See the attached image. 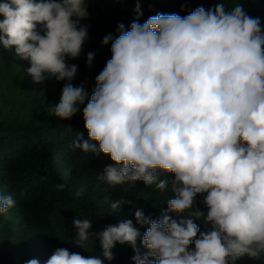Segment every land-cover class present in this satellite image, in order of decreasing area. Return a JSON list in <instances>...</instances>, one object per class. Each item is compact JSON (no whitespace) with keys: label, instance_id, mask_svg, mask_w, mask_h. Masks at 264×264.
Instances as JSON below:
<instances>
[{"label":"clouds","instance_id":"clouds-1","mask_svg":"<svg viewBox=\"0 0 264 264\" xmlns=\"http://www.w3.org/2000/svg\"><path fill=\"white\" fill-rule=\"evenodd\" d=\"M88 0H3L0 45L29 62L36 83L68 81L52 116L71 119L83 107L87 139L71 146L111 163L98 178L110 185L142 182L171 196L158 219L134 213L98 234L101 253L57 248L43 264H104L115 245L132 249V264H236L264 256V25L241 2L197 6L186 15L134 19L106 34L110 58L89 95L70 81L88 36ZM39 26V27H38ZM93 52L87 53L92 65ZM164 177V178H161ZM58 189L64 185L57 184ZM203 196L206 215L196 207ZM108 203L110 211L130 203ZM15 205L0 194V215ZM209 227L202 231L194 220ZM77 244L90 240V219L74 218ZM139 240L141 252L137 247ZM25 264H40L36 258Z\"/></svg>","mask_w":264,"mask_h":264},{"label":"trees","instance_id":"trees-1","mask_svg":"<svg viewBox=\"0 0 264 264\" xmlns=\"http://www.w3.org/2000/svg\"><path fill=\"white\" fill-rule=\"evenodd\" d=\"M111 2V8L103 12V5ZM3 2V0H0ZM136 0H88V17L82 24L88 25V36L80 55L69 59L68 63L78 66L77 73L70 81L73 86L83 85L91 94L95 87V77L110 58V43L101 45L106 34L117 35L116 25L122 22L125 30L136 19L134 4ZM222 0H139L143 23L150 15L177 13L186 15L197 6L205 9L214 7ZM225 8L231 9L242 4L251 16L261 17L264 25V0H223ZM3 17H0L2 19ZM39 27V26H38ZM93 52L91 67L87 64V53ZM18 65L21 87L36 83L27 74L30 64L17 58L13 52L6 51L0 45V73ZM13 81V80H12ZM13 83V82H12ZM52 85L54 92L41 98L33 106L21 104L16 110L6 114L0 108V194L12 195L15 205L6 215H0V264H25L36 258L43 264L57 248H66L69 252L81 255H99L101 248L97 234L106 225H115L124 220H131L141 234L145 226L136 225L134 213L137 208L145 216L158 219L161 211L167 208L166 200L170 192H161L154 186L146 187L142 182L129 187L110 185L98 178L103 173L110 159L105 155H91L71 146L80 134L87 139L83 122V107L68 120H60L51 115L49 107H54L60 100L61 90L68 81H57L49 77L41 84ZM164 178V177H161ZM57 184L64 187L58 189ZM130 203L121 204L116 211L108 209V203L121 200ZM196 207L207 212L203 196L197 197ZM90 219V240L84 247L77 244L73 219ZM202 231L207 225L201 220H194ZM140 248L139 240L137 241ZM113 260L104 264H132V249L127 244L115 245ZM236 264H264L261 260L244 256Z\"/></svg>","mask_w":264,"mask_h":264},{"label":"rangeland","instance_id":"rangeland-1","mask_svg":"<svg viewBox=\"0 0 264 264\" xmlns=\"http://www.w3.org/2000/svg\"><path fill=\"white\" fill-rule=\"evenodd\" d=\"M110 8L111 2L107 1L103 5L102 11L107 12ZM12 68L6 70L5 74L0 73V108H4L6 114L10 113V110H16L21 104L33 106L41 98H45L54 92L53 86L45 83L41 85L31 83L25 87H21V83L15 85L14 82L20 80L18 75L19 68L18 65L14 64Z\"/></svg>","mask_w":264,"mask_h":264}]
</instances>
